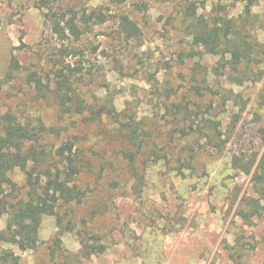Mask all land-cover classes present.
Returning a JSON list of instances; mask_svg holds the SVG:
<instances>
[{
  "label": "rangeland",
  "instance_id": "1",
  "mask_svg": "<svg viewBox=\"0 0 264 264\" xmlns=\"http://www.w3.org/2000/svg\"><path fill=\"white\" fill-rule=\"evenodd\" d=\"M36 1L0 0V116L52 130L41 141L48 151L71 141L86 196L42 218L36 249L0 241V264H11L7 252L18 264H66L83 229L106 247L83 264H264V181L253 179L264 155V0L252 8L257 21L248 27L259 46L247 69L193 43L183 0H59L63 9L88 5L108 15L65 42ZM197 4L199 15L237 19L246 0ZM119 15L137 24L139 38L119 33ZM11 58L18 68L6 79ZM30 73L47 88L37 92ZM58 79L69 81L67 107ZM83 105L104 110L91 120ZM126 124L142 142L132 163ZM9 178L15 191L6 193L24 198V173ZM7 219L0 217V232Z\"/></svg>",
  "mask_w": 264,
  "mask_h": 264
},
{
  "label": "trees",
  "instance_id": "2",
  "mask_svg": "<svg viewBox=\"0 0 264 264\" xmlns=\"http://www.w3.org/2000/svg\"><path fill=\"white\" fill-rule=\"evenodd\" d=\"M58 1L37 0L36 6L46 11L45 17L49 28L61 42L68 41L69 38L78 41L90 26L101 25L107 21L108 15L101 7L82 5L80 10L73 7L63 9ZM183 1L184 17L189 22L190 36L195 45L202 46L210 55L228 54L234 69L240 66H246L247 69L254 62L253 56L259 45L248 25L252 20L257 21V18L252 17V8L259 0H246L243 15L237 19L225 15L212 18L199 15L197 3L201 2L202 5L207 0ZM144 8L141 6L138 10L143 11ZM117 26L119 33L128 40L141 36L140 28L126 15H119ZM17 68L16 60L11 58L9 71L5 74L6 79H11ZM57 78L63 79L64 75L60 73ZM27 80L37 92L47 88L36 73L28 74ZM58 80L60 106L67 107L72 102L69 81ZM82 108L81 112L88 113L91 120H96L104 110L102 107L99 112H95L86 105ZM125 126L130 132L133 146L136 147V152L125 155V159L132 163L142 148V142L132 124ZM52 132L42 124H23L9 112L0 116V217L3 215L8 217L5 231L0 232V241L17 245L21 250L36 249L38 232L44 216H55L60 204H79L86 196L76 185V179L84 168V163L74 144L69 140L65 141L54 152L48 151L42 145L44 136ZM162 158L165 160L166 156ZM15 169H19L25 175L27 192L24 198L15 199L12 194L5 191L6 188L15 191V184L9 178V173ZM241 169L247 174L250 172V167L245 169L242 166ZM253 179L257 185L264 181V155L258 161ZM68 230L73 231V227ZM76 235L79 238V253H67L64 256L66 264H83L93 256L106 252L100 235L88 234L84 229L76 231ZM56 252L51 249V261L56 260ZM4 258L11 264H18V258L10 252H7Z\"/></svg>",
  "mask_w": 264,
  "mask_h": 264
}]
</instances>
